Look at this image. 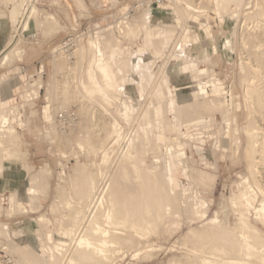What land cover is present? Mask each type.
Listing matches in <instances>:
<instances>
[{
  "label": "rangeland",
  "instance_id": "rangeland-1",
  "mask_svg": "<svg viewBox=\"0 0 264 264\" xmlns=\"http://www.w3.org/2000/svg\"><path fill=\"white\" fill-rule=\"evenodd\" d=\"M75 1L76 0H25L24 3V0L23 2L22 0H0V46L7 43L8 41L11 42H9L6 50L4 49L2 52H0L2 53L0 54V56L5 53L8 54V52H10L9 54L11 57L3 67H0V81L2 82H0V99H3L2 95L4 93L7 94L11 89V87L5 86L7 84L13 87L15 91L14 93L16 94L14 98L10 97L9 95L7 100H5L4 102V106H7V108L5 109V114L8 112L6 115L9 120V124H11L10 126H12L16 132L10 136V140L8 139L9 141H7L6 139V141L9 142L11 146H7V144L4 145V143H6L5 140V142H2V145H4V147L6 146L5 148L0 144V146H2L0 147L2 148L0 149L2 151L0 153V157L5 154L4 152H6V148L9 153L15 152L16 154V157H14L16 159L13 158L12 160H9V158H7V160L5 161L6 158H4V162L0 161V168L2 170L0 172V188L4 191L3 195L1 196L2 211L0 209V223L3 225L6 224L9 229H11V232H7L6 230L2 232L0 231V264H41L39 260L34 259V256H30L32 255L31 252H29V254L27 253L28 255L23 254L24 251H28L29 248L31 249L32 253H35L34 247L30 246L28 242V236L33 235L34 232L40 235V239L44 244H46V242L48 243V241L50 240L49 247H56L57 249H60L63 246L59 241L65 242L66 245L65 247H63L65 252H62V254L64 253L63 255L67 256L69 254H74L76 251L74 249L76 247V244H73L75 243V240H73L74 237L70 238L64 236L66 238H63V235L66 230L70 228L72 230L74 229L72 227V224H74L73 215L78 210L79 206L84 205L83 202L81 203L79 202L80 200L77 199L78 195H75L78 191L75 190L76 188L78 189V187L75 188L77 183L74 184V179L76 178L75 174L78 177L77 172L79 173L80 171L82 173H79V177H81V174L83 176V174L87 175L88 173H90L89 176L93 178L95 177V179L100 178V175L102 173L108 174L109 176L111 173H113V168L114 166L116 167L117 161L122 157L121 155L124 154L123 151L125 152V150L127 149L126 146H128V144H130L133 139L135 140L136 137L139 136L138 134H141L143 136L146 135V132H148V130L152 131H150V133L153 136L157 135L158 131L163 130V132H165V138L167 139L166 143L171 144V146L177 144L178 142H180L181 144L184 143V145H187L185 143L193 142L194 148L192 152L188 148L185 149V156L187 160L185 165V174L188 175L189 167L194 166L193 168L199 170H207L212 176H214V179H216L214 180V182H216L214 183L212 194L208 193L207 191L210 190L209 184L203 187L206 190L202 189V187L195 188V198L201 199L202 202H208L209 210L206 219L202 221L195 219L189 225L186 223V219L184 218V216L179 217L178 222L181 218V220L183 221L177 224L179 225L181 223L180 226L174 225L172 227L170 225L171 227L169 226V228H167L170 232L168 234H171V231L172 233L173 231L175 232L171 234L173 237H171V235L166 236L165 233L161 237H158L159 240L156 238L152 243L154 245H151L150 250H148L149 252L145 251L144 253V250H140L138 254L134 248H131V250L129 248L121 249L122 246L120 247V245H114V247L113 245H111L107 249V253L109 251V254L107 255L109 257L111 256V262L106 264H196V262L193 261L194 254L191 252V249L194 247V245L192 243L190 244V242L192 240L194 241L196 237H192V234L189 235L187 233L190 230L204 227L212 218H218L221 222L228 223L230 226H233L236 222V216L234 215L233 206L232 203H230L231 200L229 198L238 194V190L241 189L240 187L242 186L243 176L245 174H248L247 162L245 160L247 137L244 133V127L248 123V120H254L257 117V114L254 113H258L255 112V105L252 104L253 102L250 104V97L247 95L246 89H249L253 86L252 88L261 91V89L259 88L262 87V81L258 77L260 73V71H257L258 69H255L256 73L254 71V75L258 74L257 76H253L252 73H250V75H252L250 76L249 72H246L245 74V70L243 71V68L249 66V64V67H251L252 61L248 59L247 53L249 54V52L247 47H243L240 42L242 35H246L250 32L254 33L253 31L258 28L257 26L260 22L262 23V20L259 17L255 16L245 20L243 15L248 11H254L256 9V6H259L260 3V7H264V0H248L247 4L244 2L245 0H238L237 4H229L232 10L229 7L227 8V6H223V8H220V16L213 12L214 6L210 3L209 5H206V8L209 7L208 15L205 18H201L202 20L199 21L201 23H199L201 27L199 26L200 28L198 27V29L189 26L188 23L191 17L187 13H184V9L180 11V9L182 8L179 9L178 7H176L171 2V0H167L161 4L156 3L155 0H77V3L82 4L83 6L77 5ZM193 2L195 4H198L200 1L193 0ZM20 4H22L23 6H20ZM31 6L39 10L36 16L37 19L35 18V16H33L34 20H30L29 30H21V27L23 26V24H25L24 21H26L28 9ZM150 6H153L160 11L159 18L160 20H162L161 22H157L155 17H151V19L153 20L151 22V27L153 28L150 29V32L153 33L157 29H161L160 33H162V35H160L158 30L157 31L160 35L159 37L162 36L161 40L164 41L162 42L164 46L163 52L161 53V55L156 57L151 54L149 49L147 50V48L144 47L141 48L142 50L141 52H139V48L142 47L143 41L142 38H140V33L137 32V36H129V34L123 35V31L121 28L122 25L119 24L124 19H128L129 21L136 20V22L143 21L140 16H142L144 10ZM15 8L16 11H14ZM176 9L179 11H177ZM223 9H226V13L228 11L226 15L224 12H222ZM235 10L239 14L238 19L233 23H228V15L229 17L230 15L233 17V15L235 14ZM13 11L16 12L15 17L17 18L15 25L11 23L12 18L10 17L11 12ZM17 12H20L22 15H17ZM168 13H170V15L164 19V16H166ZM48 15L53 16L55 20H50L47 22L44 21L43 17ZM42 20L46 23H44ZM38 21H41L42 23L39 22V24ZM201 21L203 22V24ZM53 23H55V26ZM203 28L209 29L212 34V37L207 41L203 33ZM162 29H168V35L167 33L165 35V30L162 31ZM197 30L202 34V39L200 40H196ZM156 32L153 33V36L155 37L158 35V33L156 35ZM163 32L165 36L163 35ZM110 37H114L119 41V46L121 47V50L123 49L119 53L120 57L128 58L127 55H135L134 62L137 63L139 60L140 63H145H143L144 66H141L145 67L146 65V68H144L145 74H151L153 72L151 74V80L146 81V83L140 82L139 84L137 79H134V77L137 78V76L133 74V72L135 71L128 70L126 67H123L124 74H128V76L131 77L134 82L136 81L135 83L138 82L136 85L134 83L133 84L137 88L140 86H144V89H138L139 91L135 89L128 94L124 93V90L120 91V94L113 93L115 94L113 96H116L117 100L116 97H114V100L116 101L110 104L111 107L101 95H94L92 100L86 99V101L73 98L69 100V102H67L68 105H66L67 109L65 111L72 112L75 115V120L68 127L62 128V126H60L56 121V115L59 113V111H64V109L59 108V88L62 86L65 79H67L66 77H68L69 80H67L71 85L69 86L72 88V85H75V75L77 76L79 69L76 68L73 71L66 70L65 68L61 70L56 66V58L60 56L64 58L67 57V59H64V61H69L68 64L74 66L73 64H77L79 61L77 51L78 46L82 44L84 47V54L83 59L81 60L82 66L80 71L82 76L84 77L83 71H85L84 69L90 57L87 48V41L89 39L97 40L100 43L99 45L104 51L105 56L108 53L107 50L105 51V49L108 46ZM165 40L167 41L165 42ZM228 41L230 44H227ZM213 45L217 48V53L215 55L211 54L213 51L212 48H214L212 47ZM57 47H60L61 49L57 50V52H53ZM85 47L87 50L85 49ZM186 47L190 48L191 51L197 52L200 57H202V52L203 50H205V55H207L209 58V61L198 59L190 62L192 65H195L194 68L197 66L200 68V73H198V75H193V73H191V76L195 77L197 75L198 79L194 78L192 80L191 77L188 78L189 75H186L181 71L183 61L175 58L177 55L181 54L183 52L182 49L184 50ZM15 48L17 50H15ZM143 50L145 51L143 52ZM252 50L255 49L253 48ZM11 52L13 54H11ZM142 56L145 57V60L142 59ZM170 57L172 58L171 60ZM116 58H118V56ZM152 61L156 62V64ZM147 64L149 65L147 66ZM113 66H116V63H113ZM15 68L19 70L20 74H14L13 70ZM169 69H173L174 73L169 74ZM201 69L204 70V72H201ZM66 71H68V74L66 73ZM164 72L166 75H164ZM130 73H132L133 76L132 74L130 76ZM118 76L123 77L122 74ZM166 76L169 80L167 84L172 89L174 87L178 89L180 93H187L188 87L193 88L197 84H204L203 86L210 95L212 84L221 85V87L224 89L226 104L228 103L227 105H229L228 107L231 110V122H229L230 127H233L232 131L236 135H238L240 140L238 151H236L237 145L235 141H231V143L228 144V148L225 147L224 139L226 140L228 130L226 127V123H224L225 121L221 117V114L219 112L215 113L217 112L216 110L215 112H213L214 110L207 111L205 113L207 117L206 122L196 127L193 126L189 129H186L185 124H183L180 127L181 134L179 135V139H176V128L171 123L172 114L170 113L167 106L164 108V112L166 111V113L164 114L167 117H165V115L163 114V119L166 118L164 119L165 121L162 119H159L157 121V118L155 119V115L152 111L154 104L166 103L164 95H162L164 93L161 92L166 87V84L162 82L164 80L163 78H166ZM128 78L127 89L131 88V85H129V80L131 79ZM38 80H40L42 83V88L39 91V97L35 95V89H37L36 82ZM132 80L131 83L133 82ZM56 82L57 85L55 84ZM4 86L5 91L3 90ZM158 87L160 90L157 89ZM52 89L53 91L55 90L56 93L59 92V94L53 92ZM47 91H49L50 93ZM158 91L160 92L159 94H162H157ZM46 93H49V98L47 97L48 94L46 95ZM231 93H233L232 96ZM20 96H23V99ZM157 96H160V98L158 97L159 99L157 98L156 100ZM246 97L248 100L246 99ZM124 101L126 102V105L131 107L129 111L131 112V118L129 120L122 119L123 117L121 114L124 111L122 102ZM82 104H84L83 107H93L92 110H98L96 111L97 113L101 111L100 115L96 113V117L99 118V120L102 119L100 121L98 134L103 135L102 129L104 130V121L106 122L107 120L113 122L111 120L112 118H115L122 129V134L126 137L122 143L114 146H112V142H110V140H108L106 144H104L105 146L108 145L106 147L107 149H110V147L112 146V150L110 149L111 151H109L110 163L108 162V164L102 162L100 158L101 156L94 153L91 147L88 146L90 145L89 143L88 145L86 144L87 140L82 139L85 143L84 149L78 147V141L80 140L78 138L83 135L80 124L82 116L80 115V113H78ZM231 104L233 105V107L231 106ZM160 109L162 110V107ZM148 110L150 111V113ZM103 111L104 113H102ZM262 111L264 112V109H262ZM32 112H35V115H33ZM145 112H147L148 115L147 113L144 114ZM101 113L104 115V117L103 115H101ZM253 114L255 115L254 118L251 116ZM100 116H102L103 118ZM250 117H252V119ZM13 118L15 119V121L13 120ZM210 119L212 122L210 121ZM147 125H150V127H147ZM167 126L170 127L168 128ZM220 127L222 129H220ZM170 128L172 130H170ZM95 129H98V127H96ZM143 131L145 133H143ZM151 134L150 136L152 138ZM197 137L202 138L197 141ZM85 146H88V150L92 151V153L89 152L85 148ZM148 147H143L145 148L144 151L143 148H139L142 149L143 152L138 149L140 153H138L139 151H137V158L139 160L142 159V163L146 164L145 166H147L150 172L158 174L160 172V169L162 170L164 166V161L166 158L164 155L166 152L165 146H162L158 151L156 150L157 148L152 147V143L150 145L151 149L150 147ZM139 154L142 155V157ZM78 164L83 165L82 168H79L80 166ZM77 165L79 167H77ZM214 166L216 167V171H214ZM39 168L48 169L50 174L47 175L45 179L46 181L40 182L41 184L43 183L44 187L43 185L40 186V184L37 185L38 188L36 186L37 190L41 191L38 195L39 197L35 196V198L37 197V201L34 199L37 204L33 200V204H31L32 208L29 207L31 210L28 208V212L26 211L24 213H20L22 211L19 210L18 207L17 209L19 211H16V206L14 208L12 207V210L16 212L11 211L10 208V210H8L7 197L9 193L7 189L9 190L11 188H15L19 180L17 173L11 171H19L21 169H29L30 171L31 169L30 172H28L27 170V174L29 175L38 171ZM76 168H78L77 172L74 171ZM82 169L86 171L83 173L84 170ZM74 172L76 173L74 174ZM78 178H76L75 180L79 181L81 179ZM177 178L180 184L189 182L188 180H185V176L182 173H179L177 175ZM27 179L28 177L24 180H19V182L24 185L26 184ZM46 185L48 186L47 188ZM194 186L195 185H192L193 189L191 190H194ZM246 193L255 195L256 190L254 189V191L250 193L247 190ZM19 194L22 200H25V195L22 187L19 191ZM40 195L42 196L40 197ZM65 201L70 203L69 207L65 204ZM52 204L55 205V210L52 209ZM254 204H257V201H255ZM8 211H11L12 213ZM38 217H42V223H36V220L39 219ZM47 221L49 222L48 224ZM250 221L262 230V236L264 237V225L254 219L253 212ZM178 227H180V229H178ZM4 232L7 233L5 234ZM18 232L21 233L22 236L19 235ZM185 233L186 235H188V237L191 238L184 239ZM78 235H81L80 230L76 232L75 238H77ZM168 237L171 238L168 239ZM32 240H34V238H32ZM70 240H72L73 243H71ZM188 241H190L189 244ZM69 242L70 246L68 245ZM19 245L21 247H24H22V250L17 252L16 250L20 249ZM25 245H28V247H26ZM254 251L259 250L256 249ZM110 253L113 256L110 255ZM134 254L138 255L134 257ZM262 254H264V252H261L260 250L259 255ZM58 257L63 259L64 256ZM63 260L64 261L61 260L62 263L60 261L59 264H66V257ZM256 263L259 264L260 262L256 260Z\"/></svg>",
  "mask_w": 264,
  "mask_h": 264
},
{
  "label": "bare ground",
  "instance_id": "bare-ground-1",
  "mask_svg": "<svg viewBox=\"0 0 264 264\" xmlns=\"http://www.w3.org/2000/svg\"><path fill=\"white\" fill-rule=\"evenodd\" d=\"M199 1L200 2L198 4H195L193 2V0H171V2L176 7H178L179 9L182 8V9H180V11L184 9L183 10L184 13H187L191 17V19H189V23L187 22L189 24V26H191L192 28H197V29L199 26L201 27V25H200L201 23L199 22L200 20H202L201 18H205L208 15V8L209 7L206 8V5H209L210 3L213 4V6H214L213 12H215V14L220 16V14H221L220 8H223V6L224 7L227 6V8L228 7L230 8V6H229L230 3L237 4V2H238V0H199ZM247 1L248 0H245L244 2L247 4ZM22 2H23V0H22ZM75 2L77 3V0ZM24 3H25V0H24ZM248 4H250V3H248ZM77 5L83 6L82 4H78V3H77ZM260 5H261V3L259 4V6L258 5L256 6V9L254 11H252V12L248 11L243 16H244L245 20L252 18L254 16L259 17L262 20V23L260 22L258 24V26H257L258 28L255 31H253L254 33L250 32V33H247L246 35L243 34L241 39H240L241 45L243 47L246 46L248 49V52H249V54L247 53L248 59H250L252 61L251 67H249L250 66V64H249V66H246L243 68V71L245 70V74H246V72H249V75H250V73H252L253 76H255L256 74L254 75V71L256 73V70L258 69L257 71H260L258 77L262 81V84H261L262 87L259 88V89H261V91L256 90L255 88H252L253 86L250 87L249 89L248 88L246 89L247 95L250 97V101H251L250 104L253 102L252 104L255 105V112H258V113H254V114H257L256 116L258 118L256 117L254 120H248L247 121L248 123L244 127V133L247 137V147H246L245 160L247 162L248 174H245L243 176L242 186L240 187L241 189L238 190V194L229 198L231 200L230 203H232V206H233L234 215L236 216V222L233 226H230L228 223L221 222L218 218H212L208 221V223L204 227L190 230L187 233L189 235L192 234V237L195 236L197 238V239L195 238L194 241L193 240L191 242L188 241V244L190 242V244L192 243L194 245V247L191 249V252L194 254L193 255L194 256L193 261L196 262V264H257L256 260H258L260 262L259 264H264V254L259 255L260 250H261V252H264V237L262 236L263 232L259 227H257L256 225H254L250 221V218H251L252 212H253L254 219L257 222L264 225V185H263V183H264V112L262 111V109H264V7H260ZM20 6H23V5L20 4ZM230 9L232 10V8H230ZM230 9H229V11H230ZM236 9H237V7H236ZM223 10H222V12H224L226 15L228 13V11L226 13L225 12L226 9H223ZM14 11H16V8ZM38 11L39 10L33 6H31L28 9L27 16L25 15L26 21H24L25 24H23V26H22L23 28L21 27V30H23V29H24V31L29 30L30 20L31 19L34 20L33 16H35V18H36ZM177 11H179V10H177ZM13 12H11L10 17L12 18L11 23H13L15 25L17 18L15 17L16 12H14V13ZM18 14L20 15L21 13L17 12V15ZM159 14H160L159 10H157L153 6H150L147 9H145L143 12V15L140 16V18L143 21H140V22L137 21L136 22V20L129 21L128 19H124L122 22L119 23L122 25L121 28L123 31V35L129 34V36L130 35L131 36L132 35L137 36V32L140 33V38H142L143 41H142V47L139 48V52H141V50H142L141 48L144 47V48H147V50L149 49L151 54L155 57L161 55V53L163 52V49H164V46L162 43L164 41L161 40L162 36L159 37L160 35H162V33H160L161 29H157L159 31L160 35H159L157 30H156L157 32L155 31L156 35L158 33V35L156 37L153 36V33H155V32H153V33L150 32V29L153 28V27H151V22L153 21L151 19V17H155L157 22H161L162 20H160ZM169 15H170V13H168L166 16H164V19L167 18ZM23 16H24V13H23ZM238 17H239V14L235 10V14L233 15V17L231 15L229 17V15H228V23H233L235 20L238 19ZM43 20L47 22L50 20L54 21L55 19L53 18V16L48 15V16H44ZM20 22H22V21H20ZM24 22H22V23H24ZM36 22H35V24H36ZM39 22H41V21H38V23ZM46 22H44V23H46ZM48 23H50V22H48ZM55 23H53L54 26H55ZM119 24H118V26H119ZM202 24H203V22H202ZM203 29H204L203 33H204L206 41H207L212 37V34H211V31L209 29H207V28H203ZM99 30H101V29H99ZM164 30L162 29V31H164ZM168 31H169L168 29L165 30V35H166V33L168 35ZM196 33H197L196 34V40L202 39L201 32L197 30ZM163 35H164V32H163ZM232 35H233V33H232ZM88 36H90V35H88ZM102 37H104V36H102ZM239 37H240V35H239ZM213 40H214V38H213ZM166 41L167 40H165V42ZM9 42L10 41H8L7 43L3 44L0 47V52H2L4 49L5 50L7 49ZM214 42H215V40H214ZM87 44H88V46H87L88 53L90 54V57L88 59L87 65L84 69L85 71H83L84 77L82 76L81 71H80L81 66H82L81 60L83 59V54H84V47L82 44L81 45L79 44L80 46H78V50L76 49L78 51L79 61L77 64L74 63L73 64L74 66H71L70 64H68L69 61L68 62L64 61V59H67V57L64 58V57L60 56V57L56 58V63H57L56 66L59 67L61 70L65 69V68H66V70H73V71L76 68L79 69V71L77 70L78 71L77 76L75 75V78H76L75 82H74L75 85H72L73 86L72 88L70 87L71 85L69 84L68 77H66L68 80L65 79L62 86L59 88L60 89V98L59 97L58 98L60 100V103H59L60 109H64V111H65L67 109L66 105H68L67 102H69V100H71L73 98L82 99V100L86 101V99L92 100L94 95H96V96L101 95L103 97V99H105L108 102V105H110L111 103H113L114 101L117 100V97L113 96V95H115L113 93H119L120 91L124 90V93L128 94V93L134 91L135 89L141 90L144 86L141 87L139 85L140 87L137 88L135 85L138 82L140 84V82L146 83V81L151 80V77H152L151 74L153 72L151 74L150 73L145 74L144 68H146V65H145V67H143L144 62L140 63L138 59L137 60L139 63L134 62V58H135L134 56L135 55L128 56L126 54L128 58H122L119 56L120 51H122L123 49L121 50V47L119 46V41L117 39H115L114 37L113 38L110 37L109 42H108V46L106 47V49L103 47L105 49V51L107 50V52H108L106 54L107 56L105 55L106 57L104 56L105 53L101 49V47L99 45L100 43L97 40L89 39L87 41ZM227 44H230L229 41L227 42ZM212 47H214V45ZM224 48H226V47H224ZM253 48L255 50H252ZM60 49H61L60 47H57L53 52H57V50H60ZM85 49H86V47H85ZM212 49H213V51L211 54L215 55L217 53V48L214 47ZM15 50H17V49L15 48ZM62 51H63V49H62ZM144 51L145 50H143V52ZM182 51L183 52L179 55H177L178 53L175 54L178 57L177 56L175 57V55H174L175 58L183 61V66L181 67V71L184 74L189 75L188 78L191 77L192 80L194 78L198 79L197 75H198V73H200V70H199L200 68L198 66L194 68L195 65H192L190 62H192L194 60H198V59H204L206 61H209L208 56L205 55L206 51L203 50L202 57H200V55L197 52L191 51L190 48H188V47H186L184 50L182 49ZM139 52H137V53H139ZM9 53L10 52H8V54L5 53V54L0 56V67H3L10 60L11 57H10ZM0 54H2V53H0ZM11 54H13V53L11 52ZM59 54H60V52H59ZM140 55H141V53H140ZM64 56H66V55H64ZM117 56H118V58H116ZM138 57H140V56H138ZM142 59L145 60V57H143ZM153 59H155V58H153ZM171 59L172 58L170 57V60ZM177 59H175V60H177ZM154 61H152V62H154ZM113 63H116V66H113ZM150 63H151V61H150ZM154 63L156 64V62H154ZM246 64H248V63H246ZM141 65H143V66H141ZM148 65L149 64H147V66ZM54 67H55V65H54ZM123 67H126L128 70L135 71V72H133V71L132 72H133V74H135L137 76V78L134 77L135 80L137 79V81H138L137 83H135L136 81L134 82L131 79V77L128 76V74H124ZM142 69H143V71H142ZM202 71L204 72V70L201 69V72ZM13 72L15 75L20 74V72L17 68H15L13 70ZM67 72L68 71H66V73ZM69 72H71V71H69ZM128 73H129V71H128ZM146 73H148V72H146ZM168 73L173 74L174 70L169 69ZM191 73H193V75L194 74H197V75L194 77V76H191ZM69 74H71V73H69ZM120 74H122L123 77H121V76L119 77L118 75H120ZM131 74L132 73H130V76H131ZM133 74H132V76H133ZM154 74H155V72H154ZM64 75H65V73H64ZM164 75H166L165 72H164ZM250 76H252V75H250ZM258 77H256V78H258ZM127 78L131 79L133 81L132 83H131V80H129L130 82L128 81L129 85H131V88H128V89H127ZM163 79H162L163 80L162 82L166 84V87L164 88V90L161 91L164 94H162V93L161 94L164 95L166 105L161 104V103H156V104H154L152 111L155 115L154 116L155 119L157 118V121L159 119L164 120V119H166V118L163 119V116L165 115L164 113H166V111L164 112V110H165L164 108L166 106L168 107L170 113L172 114V122L171 123L176 128V130H175L176 131L175 133H177L176 139L177 138L179 139V135L181 134L180 127L183 124H185L186 129H189L193 126L196 127V126L206 122L207 117H206L205 113L207 111L214 110L213 112H215V110H216L217 112H215V113L219 112L221 114V117L225 121L224 123H226V127L228 130L226 140L224 139L225 147L228 148V146H229L228 144H230L231 141H235L236 145H237L236 151L239 150L240 140H239L238 135H236L232 131L233 127H230L229 122H231V110L228 107L229 105H227L228 103L226 104V99H225L226 97L224 96V94H225L224 89L221 87V85L212 84V87L210 90V95H209L208 91L205 89V87L203 86L204 84L203 85L197 84L193 88L188 87L187 93H180L178 91V89H176L175 87L172 89L167 84L169 82L167 76H166V78L164 77ZM36 83H37V87H36L37 89H35L36 90L35 95L37 97H39V91L42 88V83L40 80H38ZM70 83H71V81H70ZM55 84L57 85V82ZM251 85H252V82H251ZM157 89H159V87ZM52 91H53V89H52ZM47 92H49V91H47ZM53 92L56 93L55 90ZM49 93H46V95L48 94L47 95L48 98L50 97ZM57 93L59 94V92H57ZM159 93L160 92L158 91L157 94H159ZM161 94H159V95H161ZM232 94L233 93H231V96H232ZM244 95H245V93H244ZM27 97H29V96H27ZM114 97H116V100H114L115 99ZM152 97H154V96H152ZM158 97L160 98V96H157L156 100ZM246 99H247V97H246ZM154 100H153V102H154ZM4 102H5L4 99H0V144L1 145H2V142L6 141V139H7V141H9L10 136L16 132L15 129L12 126H10L11 124H9V120L7 118V115H6L8 112L5 114V112H6L5 109L7 108V106H4L5 105ZM125 103H126L125 101L122 102V105L124 107V111L121 115L123 117L122 119L129 120L131 118V115H130L131 112H129L131 107H129ZM230 103H232V102H230ZM83 106H84V104H82V106H80L81 108L79 109V112H78L82 116V120L80 117V120H81L80 124H81V130L83 131V135L80 136V138H78V139H80L78 141V145H79L78 147L84 149L85 143L82 139L87 140L86 144L88 145V143H89L90 145H88V146L91 147V149L94 151V153L99 154L101 156L100 158H101L102 162L108 164V162L110 160V155H109L110 152L109 151L112 150V146L117 145L119 143H122L126 137L122 134V132H121L122 129L119 126V124L117 123V121L115 120V118L114 119L112 118V120L110 119L113 122L107 121L105 119L107 122L106 123L104 121L105 124L102 121V123L104 125V130L102 129L103 133L102 132L101 133L103 135L98 134L100 121L102 120V119L99 120V118L96 117V113H97L96 111H98V110H96V111L94 110L95 111L94 112L92 110L93 107L89 108V107H83ZM106 106H107V104H106ZM231 106L233 107L232 104H231ZM110 107H111V105H110ZM161 107H162V110L160 109ZM11 111H9V112H11ZM13 112H14V110H13ZM100 112L97 114L100 115ZM32 113H33V115H35L34 114L35 112H32ZM102 113H104V111ZM102 113H101V115H103ZM146 113L147 112H145L144 114H146ZM149 113H150V111H149ZM14 115H16V114H14ZM119 115H120V111H119ZM147 115H148V113H147ZM253 115H251V116L254 118L255 115L254 116ZM249 116H250V114H249ZM100 117H102V116H100ZM103 117H104V115H103ZM144 117H145V115H144ZM165 117H167V116L165 115ZM252 117H250V118L252 119ZM13 120L15 121L14 118H13ZM150 120H151V118H150ZM210 121H211V119H210ZM262 122H263V124H262ZM164 126H165V124H164ZM94 127L95 128L98 127V129H95ZM147 127H150V125L149 126L147 125ZM204 127H205V125H204ZM148 129H150V128H148ZM172 129H173V127H172ZM172 129L170 128V130H172ZM220 129H222V128L220 127ZM150 131L148 130V132H146L147 134L144 136L141 134H138L139 136H137L135 140L133 139L132 142L130 144H128V146H126L127 149L125 150V152L123 151L124 154L121 155L122 157L119 158V160L117 159L118 160L117 163L115 162L116 167L114 166V168H113L114 171L109 176H108V174L102 173L101 175L98 174V175H100V178L95 179V177L93 178V177L89 176L90 173H88L87 175L83 174V176L81 174L80 175L81 177H79V173H82V172H80L78 170L79 171V173H78L77 172L78 168H76L74 170L77 172L78 177L81 178L79 181L75 180L78 177L75 174L76 172H74L75 177H76L74 179V181H75L74 184L77 183V185L76 186L74 185V186H75V188L78 187V189L77 188L75 189L76 191L78 190L76 192L77 194H75V192H74V194L78 195L79 198L77 197V199L80 200V201L79 200L78 201L81 203L83 202L84 205L79 206L78 210L73 215L74 216L73 217V219H74L73 223L74 224H72L73 225L72 227L74 229L72 230L70 228V229L66 230L64 232V235H63V238H66L64 236H67L70 238L74 237L73 240H75V243H73L72 240H70L71 243L76 244V247L74 248L76 251L74 250L75 251V253L73 252L74 254H72V255L69 254L68 256L63 255L64 253L62 254V252H65V250L63 248L66 245L65 242L59 241L62 243L63 247H61V243H60V247L63 249H61V248L57 249L56 247H49V242H50L49 239L50 238L48 239L49 240L48 243L46 242V244H44L42 242V240L40 239V235L38 233H35V232L33 233V235L28 236V242H29L30 246L34 247L35 253H32L31 249L29 248L30 251L29 250L24 251L23 254L26 255L27 253L29 254V252H31L32 255H30V256H32V257L34 256V259L39 260L41 264H59V262L61 260L64 261L63 259L65 257H66V264H106V263L111 262L110 261L111 256L109 257L107 255V254H109V251L107 253V249L111 245H113V247H114V245H117V246L120 245V247L122 246L121 249H123V248L128 249L129 248L131 250V248L132 249L134 248L137 253L140 250H144V253H145V251L150 250L151 245H154L152 243L155 241L156 238L158 239V237H161L165 233H166V236L167 235L170 236L171 234L175 233L174 231H173V233L171 231V234H168L170 232L168 231L169 229H167V228H169L170 225L173 227L174 225H177L179 222H181L182 218L178 222L179 217L184 216V218L186 219V223L188 225L191 222H193L195 219H198L200 221L206 219V216H207V213L209 210V204L206 201L202 202L201 199L195 198V188L196 187H202V189H205L203 187H205L209 184L210 188L209 187L208 188L210 190H207V191H208V193L212 194V191L214 189V183L216 182V181L214 182V180H216V179H214V176H212L209 173V171L203 170V169L199 170V169L193 168L194 166L189 167L188 175L185 174V165L187 162L186 156H185V149L188 148L192 152L193 148H194L193 142L185 143L188 146L184 145V143L181 144L180 142L171 146V144L166 143L167 139L165 138V135H164L165 132H163V130L158 131L157 132L158 134L154 135V136L150 133ZM143 133H145V132L143 131ZM150 134L152 135V138H151ZM201 138L202 137H197L196 140L198 141ZM81 140H82V142H81ZM108 140H110V142H112V146L110 147L111 150L106 148L108 145L107 146L104 145V144H106V142ZM7 141H6V143H4V145L7 144V146H8L10 144ZM151 143H152L153 148H157L156 149L157 151L162 146H165V150H166V152L164 154L166 157L165 161H164V166H163L162 170L160 169V172L158 174L150 172V170H148L147 166H145L146 164L142 163V159H140L141 160L140 161L136 155V154L140 153V151H142V149H139V148H143L146 146L150 147ZM4 145H2V146L4 147ZM2 146H0V147H2ZM88 146H85V148L87 150H88V148H87ZM0 149H2V148H0ZM144 149L145 148H143V151H144ZM150 149H151V147H150ZM5 151H6V152H4L5 154H3L0 157L1 162H4V158H6L5 159V161H6L7 158H9V160H12L14 157H16L15 152L9 153L7 148ZM137 151H139V152L137 153ZM1 152L2 151L0 150V153ZM89 152L92 153V151H89ZM140 156L142 157V155H140ZM14 159H16V158H14ZM15 161H17V160H15ZM114 161H115V159H114ZM78 165H77V167L80 166L79 168H82V166H83V165H79V166ZM215 166H214V171H216ZM27 170H28V172L31 171V169H30V171H29V169H27ZM27 170L21 169L19 171H17V170L11 171V172L17 173L19 180H24L27 177H28V179H27L26 184H24V185H22L18 180L15 188H13V189L11 188L9 190L7 189L8 193H9L8 197H7L8 210L11 209V211H13L12 209L16 206L15 209H17V207H18V209L22 211L20 213H24L30 209L29 207L32 208L31 204H33L32 203L33 200L35 199L37 201L36 198L39 197L38 195L41 192V191L37 190V188H38L37 185H39V184H40V186L43 185V183L41 184L40 182L46 181L45 179H46L47 175L50 174L49 170L46 168H39L38 171H36L32 174H29V175L27 174ZM82 170H84V169H82ZM1 171L2 170L0 168V172ZM85 171L86 170H84L83 173ZM108 173H110V172H108ZM179 173H182L185 176V180L186 181L188 180L189 182H187L185 184L184 183L180 184V182L178 181V178H177V175ZM78 182H79V184H78ZM192 185H195L194 190H191V189H193ZM36 186H37V188H36ZM74 186H73V189H74ZM21 187H22L24 195H25V197H24L25 200H22V198L19 194ZM43 187H44V185H43ZM47 187L48 186L46 185V188ZM254 189L256 190L255 195L254 194H247L248 192L246 193L247 190L250 193V192H253ZM44 193H45V191H44ZM42 195H40V197ZM35 196H37V197L35 198ZM35 200H34V202H35ZM255 201H257V204H254ZM65 204L68 207L70 206L69 202H66ZM78 205H80V204H78ZM51 206H53L52 209L55 210V208H54L55 205L52 204ZM0 209L2 211L1 195H0ZM18 209L16 211H19ZM50 209H51V207H50ZM5 211H6V209H5ZM11 211H8V212H11ZM16 211H13V212H16ZM41 221H43L42 217L37 219L36 223H39V222L42 223ZM48 223L49 222L47 221V224ZM180 224L177 226H180ZM1 225H3V224H1ZM5 225L0 227V231L2 232L4 230H6L7 232H11V229H9V227L7 225H6L7 227ZM178 229H180V227H178ZM78 230L81 231V235H78V237L75 238L76 232ZM171 230H173V229H171ZM1 234H3V233H1ZM19 235L22 236L21 233H19ZM46 236H47V234H46ZM171 237H173V236L171 235ZM171 237H168V239ZM32 238H34V240H32ZM47 238H48V236H47ZM186 238L190 239L191 237H188V235H186V233H185L184 239H186ZM69 244H70V242L68 243V245ZM22 247H24V246H22ZM22 247L20 246L19 250L17 249L19 247H17L16 251L18 252V251L22 250ZM26 247H28V245ZM26 247H25V249H26ZM184 247H185V245H184ZM256 249L259 251H254ZM186 250H188V249H186ZM23 254H22V256H23ZM138 254H134V257H136V255H138ZM20 255H21V253H20ZM110 255H112V254L110 253ZM58 256H64V257H63V259H61ZM62 261H61V263H62ZM172 262H174V261H172Z\"/></svg>",
  "mask_w": 264,
  "mask_h": 264
},
{
  "label": "built area",
  "instance_id": "built-area-1",
  "mask_svg": "<svg viewBox=\"0 0 264 264\" xmlns=\"http://www.w3.org/2000/svg\"><path fill=\"white\" fill-rule=\"evenodd\" d=\"M165 1L167 0H155V2L158 4L164 3ZM74 120L75 115L72 112L60 111L56 115V121L60 126H62V128L68 127L70 124L73 123Z\"/></svg>",
  "mask_w": 264,
  "mask_h": 264
},
{
  "label": "crops",
  "instance_id": "crops-1",
  "mask_svg": "<svg viewBox=\"0 0 264 264\" xmlns=\"http://www.w3.org/2000/svg\"><path fill=\"white\" fill-rule=\"evenodd\" d=\"M5 86L11 87V89L8 91L9 94L8 93L7 94L4 93L5 95L4 94L2 95L3 99L4 100H7V98L9 97V95H10V97L14 98V96H16V94L14 93L15 91H14L13 87L11 85H9V84H7ZM5 86L3 88L4 91H5ZM3 193H4V191L0 188V195L2 196Z\"/></svg>",
  "mask_w": 264,
  "mask_h": 264
}]
</instances>
